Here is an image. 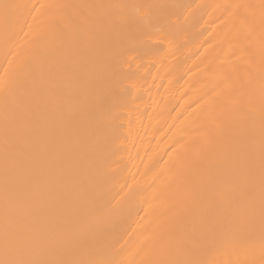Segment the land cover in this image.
Returning a JSON list of instances; mask_svg holds the SVG:
<instances>
[{
	"label": "bare ground",
	"instance_id": "obj_1",
	"mask_svg": "<svg viewBox=\"0 0 264 264\" xmlns=\"http://www.w3.org/2000/svg\"><path fill=\"white\" fill-rule=\"evenodd\" d=\"M0 264H264V0H0Z\"/></svg>",
	"mask_w": 264,
	"mask_h": 264
}]
</instances>
